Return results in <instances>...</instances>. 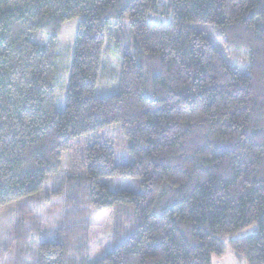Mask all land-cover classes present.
Returning <instances> with one entry per match:
<instances>
[{"label": "trees", "instance_id": "obj_1", "mask_svg": "<svg viewBox=\"0 0 264 264\" xmlns=\"http://www.w3.org/2000/svg\"><path fill=\"white\" fill-rule=\"evenodd\" d=\"M70 19L58 108L59 35ZM203 24L227 54L245 53L244 71ZM108 43L120 72L116 90L97 95ZM113 123L132 161L115 163L96 140L82 164L89 203L114 208L116 222L126 213L124 235L89 262L69 255L83 244L67 219L57 234L71 243L40 241L35 264H212L225 240L247 264H264V0H0V207L36 193L75 139ZM119 176L138 178L140 192L101 180Z\"/></svg>", "mask_w": 264, "mask_h": 264}, {"label": "rangeland", "instance_id": "obj_2", "mask_svg": "<svg viewBox=\"0 0 264 264\" xmlns=\"http://www.w3.org/2000/svg\"><path fill=\"white\" fill-rule=\"evenodd\" d=\"M165 20L167 17H164L163 21ZM76 26L77 19L65 21L59 35L57 59L59 76L55 92L58 108H62L64 104ZM200 28L222 52L229 65L244 71L246 56L242 50L229 49L227 54L225 52L227 49L221 44L211 26L203 24ZM119 72L120 51L112 43H108L102 56L96 88L97 95L109 94L116 90ZM96 140L112 146L115 163L132 161L127 150V139L122 135L117 123L75 139L72 148L63 152L60 171L49 174L40 190L26 199H19L0 207V264H35L33 250L43 240L63 241L65 239L70 244L71 237H65V235L62 237L61 234L58 237L57 234V230L68 222L67 219L74 218L72 223L77 226V229L79 228L74 234L81 235L83 244L80 247L76 246V249L70 247L69 255L73 254L77 258L86 255L89 262L110 249L115 232L124 235L127 228L125 226L130 224L126 213L122 214L120 220L116 222L117 212L114 208L97 209L88 201L89 182L82 164L84 146ZM68 174L71 175V180ZM101 180L114 191L127 189L140 192L141 190L138 178L119 176L104 177ZM70 195L77 200L76 206L79 208L71 204L68 197ZM18 204L23 207L17 210ZM80 205L84 210L80 209ZM122 209L126 208L122 207ZM122 209L120 208V211ZM119 222L120 225L117 226ZM22 237L26 238L24 248L19 244ZM224 245L223 255L213 256L212 264H247L244 257L233 252L226 240Z\"/></svg>", "mask_w": 264, "mask_h": 264}]
</instances>
